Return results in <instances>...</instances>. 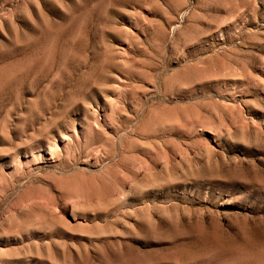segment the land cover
I'll list each match as a JSON object with an SVG mask.
<instances>
[{"label": "rangeland", "instance_id": "1", "mask_svg": "<svg viewBox=\"0 0 264 264\" xmlns=\"http://www.w3.org/2000/svg\"><path fill=\"white\" fill-rule=\"evenodd\" d=\"M0 264H264V0H0Z\"/></svg>", "mask_w": 264, "mask_h": 264}]
</instances>
